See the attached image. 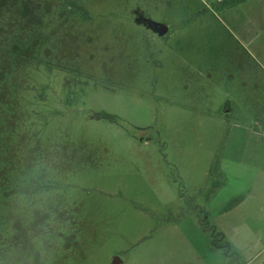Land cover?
Instances as JSON below:
<instances>
[{
	"label": "rangeland",
	"instance_id": "1",
	"mask_svg": "<svg viewBox=\"0 0 264 264\" xmlns=\"http://www.w3.org/2000/svg\"><path fill=\"white\" fill-rule=\"evenodd\" d=\"M220 6L0 0V264L221 263V201L264 196V66Z\"/></svg>",
	"mask_w": 264,
	"mask_h": 264
},
{
	"label": "crops",
	"instance_id": "2",
	"mask_svg": "<svg viewBox=\"0 0 264 264\" xmlns=\"http://www.w3.org/2000/svg\"><path fill=\"white\" fill-rule=\"evenodd\" d=\"M223 12L235 9L243 15L248 11L250 16L242 21L239 30L236 31V39L240 47L251 57L259 59L264 66V40H260L256 34L261 21H264V0H218ZM203 3V2H202ZM240 15V14H239ZM257 36V38H256ZM235 201L236 197H224L221 201L222 206L217 208L218 214L225 219L226 215H234L241 218V221L225 228L226 225L219 223L221 244L227 245L236 252V260H241V264H264V196H246ZM248 199H250L248 201ZM233 205L228 209L227 205ZM246 203L251 206V211L243 213ZM227 207V208H226ZM226 208V209H225ZM210 243V240H207ZM211 244V243H210ZM208 244V246L210 245ZM220 264H227L225 256L220 257ZM219 258V259H220ZM236 264V261H235ZM237 264H239L237 262Z\"/></svg>",
	"mask_w": 264,
	"mask_h": 264
},
{
	"label": "trees",
	"instance_id": "3",
	"mask_svg": "<svg viewBox=\"0 0 264 264\" xmlns=\"http://www.w3.org/2000/svg\"><path fill=\"white\" fill-rule=\"evenodd\" d=\"M221 242H222L221 238H217V239L213 238L211 240V244L214 247L222 249L225 258L227 259V264H234V261H235L234 259H236V256H237L236 252L231 250L227 245H224L223 243L221 244Z\"/></svg>",
	"mask_w": 264,
	"mask_h": 264
},
{
	"label": "water",
	"instance_id": "4",
	"mask_svg": "<svg viewBox=\"0 0 264 264\" xmlns=\"http://www.w3.org/2000/svg\"><path fill=\"white\" fill-rule=\"evenodd\" d=\"M139 20V19H137ZM145 24H148L149 27L159 33L160 35H165L167 32H168V27L164 26V25H161V24H158V23H155V22H152L148 19H146L145 21H143ZM141 23V22H140ZM112 264H120V261L118 259H115L114 262H112Z\"/></svg>",
	"mask_w": 264,
	"mask_h": 264
},
{
	"label": "flooded vegetation",
	"instance_id": "5",
	"mask_svg": "<svg viewBox=\"0 0 264 264\" xmlns=\"http://www.w3.org/2000/svg\"><path fill=\"white\" fill-rule=\"evenodd\" d=\"M136 17L139 19L138 20V22H141V24H142V26H144V27H146V28H148L149 30H152L150 27H149V25L148 24H145L143 21H145L147 18H144L142 15H140V14H136ZM153 31V30H152ZM155 32V31H154ZM155 33H157V32H155ZM157 34H159V33H157ZM160 35V34H159Z\"/></svg>",
	"mask_w": 264,
	"mask_h": 264
}]
</instances>
